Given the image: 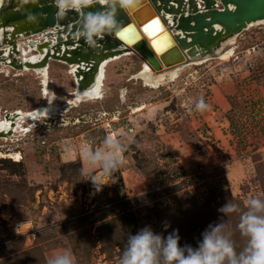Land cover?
<instances>
[{
	"label": "rangeland",
	"instance_id": "rangeland-1",
	"mask_svg": "<svg viewBox=\"0 0 264 264\" xmlns=\"http://www.w3.org/2000/svg\"><path fill=\"white\" fill-rule=\"evenodd\" d=\"M234 42L227 60L184 67L156 89L135 78L139 57L122 56L106 67L102 98L75 107L66 104L67 65L49 61L55 115L0 137V264H47L65 249L76 264H119L128 237L145 226L178 230L182 245L196 247L221 219L242 251L239 213L218 209L264 199V24ZM39 82L31 69L0 71V118L44 102ZM108 140L122 159L110 175L86 156L108 152Z\"/></svg>",
	"mask_w": 264,
	"mask_h": 264
},
{
	"label": "water",
	"instance_id": "water-1",
	"mask_svg": "<svg viewBox=\"0 0 264 264\" xmlns=\"http://www.w3.org/2000/svg\"><path fill=\"white\" fill-rule=\"evenodd\" d=\"M104 7L107 4H100L99 0L81 10L62 9L59 0H2L0 64L22 69L17 40L37 33L52 37L55 32L53 53L48 52L39 64L49 58L66 65L83 64L85 69L79 67L75 73L78 86L83 88L101 60L114 52L131 51L158 73L163 66L174 67L170 65L183 56L194 59L196 52L215 57L213 51L222 40L243 32L251 22L264 19V0H138L136 6L118 12V30L96 37V43L90 45L80 34L82 17L87 11ZM167 15H171L172 23ZM147 24L152 26L146 31ZM50 45V41H43L38 49ZM60 45L67 49L58 54ZM15 115L6 113L4 118L13 120Z\"/></svg>",
	"mask_w": 264,
	"mask_h": 264
},
{
	"label": "clouds",
	"instance_id": "clouds-1",
	"mask_svg": "<svg viewBox=\"0 0 264 264\" xmlns=\"http://www.w3.org/2000/svg\"><path fill=\"white\" fill-rule=\"evenodd\" d=\"M138 0H105L107 7L96 11H87L81 20L80 34L88 44H95L96 37L111 33L119 28L117 15L120 10L136 6ZM93 0H59L60 7L81 10L88 8ZM197 110L203 111L210 106L203 97L195 101ZM108 152L96 151L86 153L88 160L102 167L104 174L110 175L122 163L118 155L120 146L112 140L106 141ZM90 181L96 192L104 185L95 177ZM218 211L225 217L239 213V223L236 227L240 234L247 237V246L237 252L232 239V229L221 219L209 224L202 232L196 247L181 244L178 230L165 235L156 232L150 226L139 229L128 237L127 247L119 259V264H264V199L251 197L246 202V210L234 202H226ZM166 230L168 222L163 225ZM47 264H76L71 249H65L48 259Z\"/></svg>",
	"mask_w": 264,
	"mask_h": 264
},
{
	"label": "bare ground",
	"instance_id": "bare-ground-1",
	"mask_svg": "<svg viewBox=\"0 0 264 264\" xmlns=\"http://www.w3.org/2000/svg\"><path fill=\"white\" fill-rule=\"evenodd\" d=\"M2 0H0L1 5ZM100 4H105V0H99ZM60 6V4H59ZM156 16V15H155ZM169 23H172V17L171 15H167ZM264 24V19L257 20L255 22L249 23L246 28L243 30H247L249 27L255 26V25H261ZM218 27V26H215ZM165 31H168L167 26H165ZM240 34V33H239ZM239 34H234L224 40H222L217 48L214 49L213 54L215 57H212L210 55L206 56H200V53L196 52L194 59H187V57H182L180 61L177 63H174L170 65L172 68H167V66H163L160 71H154L145 61H141L140 68H143L142 72H139L137 76H135L136 79H140L142 84L145 87H150L152 89L158 88L166 79L172 80L177 78V73L182 68L191 66V65H198L200 63L206 62L210 59H220V60H227L229 56L233 53V45L234 41L237 38ZM66 34H63L62 37H65ZM100 37V36H99ZM0 39H1V33H0ZM43 41H50L51 45L42 48L41 51L38 49V45L42 43ZM56 44V33L52 35V37H46L43 33H37L31 36H28L26 38H19L17 40V47L19 50L18 60L22 64V69L16 70V71H28V69H31L35 71L36 75L38 76L40 82V93L41 97L44 100V102L38 104L34 109L22 111V110H16L14 112H7V113H16L15 117L12 119H5L4 116L0 118V137H6L7 135H10L11 132L13 134H18L20 132L27 131L30 127L34 125V122L40 120L41 118H49L55 115L54 112H51V110H55V107L52 104L53 101V93L52 89L49 87V79H48V72L47 67L49 64V61H51V58L48 59L47 62L39 64V62L42 61V59L46 58V55L48 52L53 53L52 46ZM121 48V47H119ZM118 48V49H119ZM9 48H6L5 55H8ZM65 49H67L66 46L60 45V48L58 50V54H61ZM70 49V48H69ZM116 51V50H114ZM126 55H135L131 51L127 52H114L112 55L108 57H104L99 66L95 69L93 72L90 80L87 82L86 85H84L83 88H80L77 84L78 78L75 77V73L77 71V68L81 67L84 68V65H76V64H70L67 65L69 71L67 73L71 76L73 79V85L74 89L72 92H70L71 97L67 100L66 104L71 106H77L81 102H87V101H93L101 99L103 96L102 88L104 81L106 79V67L109 62H112L114 60H117L118 58ZM136 56V55H135ZM8 57V56H7ZM59 63L66 64L62 61H57ZM1 67L5 69V67L9 68L10 66H6L4 64H0ZM4 69L0 68V71H4ZM57 110V109H56ZM57 113V112H56ZM5 115V114H4ZM28 122V127L24 128V123ZM2 133H5L4 135H1Z\"/></svg>",
	"mask_w": 264,
	"mask_h": 264
},
{
	"label": "snow or ice",
	"instance_id": "snow-or-ice-1",
	"mask_svg": "<svg viewBox=\"0 0 264 264\" xmlns=\"http://www.w3.org/2000/svg\"><path fill=\"white\" fill-rule=\"evenodd\" d=\"M152 23L153 24H155V23H157V21H152ZM151 24H147L146 26H145V30L147 31V30H149L150 28H151Z\"/></svg>",
	"mask_w": 264,
	"mask_h": 264
},
{
	"label": "crops",
	"instance_id": "crops-1",
	"mask_svg": "<svg viewBox=\"0 0 264 264\" xmlns=\"http://www.w3.org/2000/svg\"><path fill=\"white\" fill-rule=\"evenodd\" d=\"M121 58V57H120ZM119 59V58H118ZM73 87H74V85H73ZM69 95H70V93H69Z\"/></svg>",
	"mask_w": 264,
	"mask_h": 264
}]
</instances>
